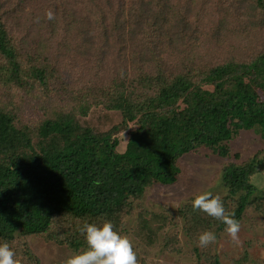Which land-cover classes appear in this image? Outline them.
<instances>
[{"label": "trees", "instance_id": "trees-1", "mask_svg": "<svg viewBox=\"0 0 264 264\" xmlns=\"http://www.w3.org/2000/svg\"><path fill=\"white\" fill-rule=\"evenodd\" d=\"M36 3L39 20L33 12L32 19L17 16L35 21V31L18 36L0 0V244L21 264H41L28 243L34 236L77 253L87 247L79 231L85 222L110 221L123 235L124 217L149 188L177 182L183 155L206 149L228 158L243 133L264 138V0H222L194 21L198 0ZM202 34L221 48L229 37L253 40L230 42L229 57L214 65L204 61L208 50L197 51ZM177 36L181 46L196 43L172 65L167 48ZM69 82L76 90L65 89ZM122 132L129 133L124 152ZM262 170V151L222 170L220 198L240 226L248 213L264 217V189L253 183ZM193 199L149 219L139 214L134 235L155 246L159 232L175 225L197 243L202 231L225 233L223 223L193 210ZM179 243L175 235L164 245L179 252ZM193 256L222 264L198 247Z\"/></svg>", "mask_w": 264, "mask_h": 264}, {"label": "rangeland", "instance_id": "rangeland-1", "mask_svg": "<svg viewBox=\"0 0 264 264\" xmlns=\"http://www.w3.org/2000/svg\"><path fill=\"white\" fill-rule=\"evenodd\" d=\"M3 6L6 8L4 20L9 30L15 35L24 36L28 32H34L37 24L36 22L20 21L17 20V16L24 15L28 19H32L30 12H33V16H39L38 9L33 7L37 0H1ZM222 0H198L193 7H200V11L190 12V20H199L203 17L204 11L208 7H212L216 11L218 5ZM178 9L180 12H185L187 8L184 5V1L180 2ZM20 6L18 7V5ZM40 4L41 2H37ZM214 6V7H213ZM211 9V8H208ZM22 10V11H21ZM21 11V12H20ZM38 13V14H37ZM208 26L205 28L207 33ZM203 33V34H204ZM201 35L197 45V51L200 46L203 47L204 52L208 50L210 56L204 61H212L218 63L223 57L228 56L227 50L232 44H251L252 39L233 38L229 37V43H224L223 48L216 46V43L209 41L208 35ZM176 40L170 44L167 49V59L173 63L172 65H179L184 62V55L193 54L190 46L196 41L190 38L186 40L182 46L181 41ZM44 40V39H43ZM42 40V44L45 41ZM238 40V41H237ZM169 41V38L167 39ZM253 48L256 46H248ZM254 48V50H255ZM180 52L182 57L176 59L173 54L174 51ZM185 50V51H184ZM253 50V51H254ZM184 54V55H183ZM229 54V55H228ZM76 83H67L65 85L66 90H76ZM30 106H23V113L21 115H27ZM122 140L119 151H125V143L129 137V133L122 132L119 134ZM264 152V138L255 133H243L242 136L236 138L231 144V157L224 158L217 154L212 153L210 150L200 149L199 152H189L183 155L179 161L178 166L180 174L175 184L170 186L155 185L149 188L145 194V198L141 203H137L136 210L133 215H127L123 219L124 234L129 237L134 246V250L137 254L138 264H198L196 257H194V250L199 248L201 255H218L222 264H239L238 262L248 257L247 261L244 260L242 264H264V217L248 213L238 233L239 241L232 242L229 237L222 233L214 244H210L207 247H199L197 242H193L185 234L184 226L175 225L172 228H168L165 231L159 232L157 235L158 243L155 246H148L146 242L137 238L133 231L137 227V219L139 214L144 215L146 219L151 217V214L175 210L181 208L184 204L191 201L197 194L211 193L212 196H225L226 190L223 189L221 184V174L223 168L233 162H241L254 156L257 152ZM236 154H240L241 159L236 158ZM253 183L264 189V170L260 171L254 179ZM178 235L180 243L178 244L179 252H169L165 243L167 239ZM29 246L32 251L39 257L41 264H62V262L72 254H75L70 249L59 246L53 242L46 241L40 237H31L28 240ZM247 255V256H246ZM203 263V262H202Z\"/></svg>", "mask_w": 264, "mask_h": 264}, {"label": "clouds", "instance_id": "clouds-1", "mask_svg": "<svg viewBox=\"0 0 264 264\" xmlns=\"http://www.w3.org/2000/svg\"><path fill=\"white\" fill-rule=\"evenodd\" d=\"M48 20L55 19L52 10L45 13ZM193 210H199L225 225L224 232L232 242H238L240 224L234 218V213L226 211L219 196L211 193L195 195L192 200ZM86 241V249L67 257L62 264H138L137 254L128 236L114 230L110 221L102 225L85 222L79 229ZM217 240L213 231H202L198 235V246L207 247ZM0 264H21L16 253L8 243L0 244Z\"/></svg>", "mask_w": 264, "mask_h": 264}]
</instances>
